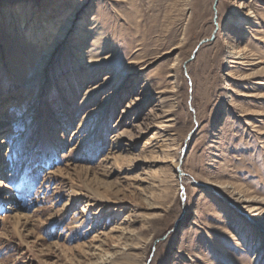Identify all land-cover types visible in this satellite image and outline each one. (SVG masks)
Listing matches in <instances>:
<instances>
[{
	"label": "rangeland",
	"instance_id": "rangeland-1",
	"mask_svg": "<svg viewBox=\"0 0 264 264\" xmlns=\"http://www.w3.org/2000/svg\"><path fill=\"white\" fill-rule=\"evenodd\" d=\"M0 165V264H264V0H0Z\"/></svg>",
	"mask_w": 264,
	"mask_h": 264
},
{
	"label": "bare ground",
	"instance_id": "bare-ground-1",
	"mask_svg": "<svg viewBox=\"0 0 264 264\" xmlns=\"http://www.w3.org/2000/svg\"><path fill=\"white\" fill-rule=\"evenodd\" d=\"M218 1V0H217ZM214 8H215V11H217L218 12V3L217 2H215V4H214ZM11 18V16L10 15H8V18ZM29 31H31V32H29L28 33V35L30 36H32V31H33V28H31V30H29ZM181 155L179 156V158H178V160H177V163H176V166H180L181 167ZM182 171V170H181ZM3 172V169H2V167H1V165H0V174ZM180 178V180L182 181L183 179H182V177H179ZM236 188V187H235ZM182 190L184 191V189L182 188ZM236 190V189H235ZM240 192V191H239ZM241 198H243V201H245L246 203H248L249 205H253L254 204V199L253 198H249V197H245V195H241L240 196ZM257 200V199H256ZM247 207V206H246ZM13 219H15L16 220V222H18L20 225H23V226H25V227H27L28 225H30V216L28 215V214H25V213H23V211H21V209H18V210H16V212H15V214H13L12 216H11ZM125 220H127V218H125ZM28 231H31V230H28ZM127 231H126V229H123V232L122 233H126ZM29 233V232H28ZM29 235V234H28ZM113 247H116V248H118V246L117 245H113ZM99 248H97V250H98ZM110 261H109V255H107V258H106V260H105V262H104V264H108Z\"/></svg>",
	"mask_w": 264,
	"mask_h": 264
},
{
	"label": "water",
	"instance_id": "water-1",
	"mask_svg": "<svg viewBox=\"0 0 264 264\" xmlns=\"http://www.w3.org/2000/svg\"><path fill=\"white\" fill-rule=\"evenodd\" d=\"M194 131H195V129L189 134V136H188V140L190 139V137L192 136V134L194 133ZM185 152H186V147L182 150V154H181V162H180V163H182V158L184 157ZM178 171H179V173L182 172L180 166L178 167Z\"/></svg>",
	"mask_w": 264,
	"mask_h": 264
}]
</instances>
